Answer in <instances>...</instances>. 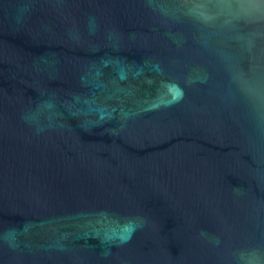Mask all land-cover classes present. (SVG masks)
Instances as JSON below:
<instances>
[{"label": "water", "instance_id": "1", "mask_svg": "<svg viewBox=\"0 0 264 264\" xmlns=\"http://www.w3.org/2000/svg\"><path fill=\"white\" fill-rule=\"evenodd\" d=\"M0 264H264V0H0Z\"/></svg>", "mask_w": 264, "mask_h": 264}]
</instances>
